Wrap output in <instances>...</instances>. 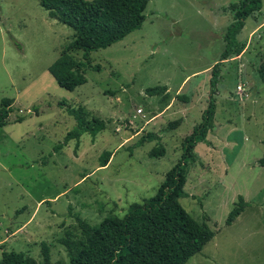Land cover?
I'll return each instance as SVG.
<instances>
[{
  "label": "rangeland",
  "instance_id": "374dc122",
  "mask_svg": "<svg viewBox=\"0 0 264 264\" xmlns=\"http://www.w3.org/2000/svg\"><path fill=\"white\" fill-rule=\"evenodd\" d=\"M237 1L149 0L141 27L91 52L90 64L100 70L86 68L87 81L69 91L48 66L73 30L51 19L39 0H0V99H13L8 123L0 126V256L23 251L41 264L45 241L51 264H68L57 239L80 235L76 217L96 228L154 195L207 106L211 67L233 19L223 8ZM237 39L244 48L221 64L213 128L208 142L195 146L184 185L188 196L179 198L196 220L206 215L214 236L185 264H264V166L257 162L264 151V82L257 74L264 64V0ZM71 53L81 58L80 50ZM158 85L167 86V99L145 93ZM59 100L84 105L105 128L94 140L86 132L77 147L70 139L55 150L75 125ZM18 115L25 118L13 121ZM178 118L180 125L167 130ZM148 132L160 135L163 156L148 155L157 140L136 146ZM104 150L113 153L100 167ZM238 195L247 205L227 225Z\"/></svg>",
  "mask_w": 264,
  "mask_h": 264
},
{
  "label": "trees",
  "instance_id": "16d2710c",
  "mask_svg": "<svg viewBox=\"0 0 264 264\" xmlns=\"http://www.w3.org/2000/svg\"><path fill=\"white\" fill-rule=\"evenodd\" d=\"M149 0H39L50 18L70 27L73 39L64 46L59 56L48 66V71L56 83L72 91L87 81L86 68L100 70V65L90 64L93 51L106 48L122 40L126 35L141 27L145 20V7ZM262 0H238L228 4L223 10H230L232 21L227 25L223 40L224 48L219 60L211 67L209 77V97L201 119L181 142V155L166 172L162 183L154 195L140 202L128 205L122 216L104 218L93 228L85 220L76 217L80 227V235L73 236L67 232L57 242L64 246L68 264H185L193 255L201 252L214 233L210 229L206 215L198 221L181 205L179 198L188 196L184 190L189 166L195 162V146L207 141V134L213 128L216 110L215 92L220 80L221 64L228 58H234L242 52L244 45L237 39L243 29L245 20L260 12ZM19 45V44H18ZM81 51V58H76L72 51ZM259 78L264 82V64L257 68ZM166 85L148 87V95H162L167 99L169 93ZM114 94L113 91H108ZM176 98L188 102L185 94L177 93ZM58 105L72 116L75 125L64 136L63 143L70 139L78 140L83 133H89L91 139L105 128L106 122L91 115L84 105H71L59 100ZM37 114V107H32ZM13 111V99H0V126L8 123ZM25 115H18L13 121H22ZM181 118L170 121L167 130L177 128ZM157 140L158 143L149 151V157H160L165 154V147L160 142V135L148 132L136 142V146L145 141ZM208 142V141H207ZM112 151L104 150L98 157L100 167L106 166ZM264 166V151L257 160ZM247 201L238 195L237 201L229 210L225 224L230 225L244 210ZM70 208V207H69ZM41 264H51L50 247L41 242ZM0 264H38L37 261L23 251L3 250ZM58 264H62L59 262Z\"/></svg>",
  "mask_w": 264,
  "mask_h": 264
},
{
  "label": "crops",
  "instance_id": "0c3cea01",
  "mask_svg": "<svg viewBox=\"0 0 264 264\" xmlns=\"http://www.w3.org/2000/svg\"><path fill=\"white\" fill-rule=\"evenodd\" d=\"M51 19H52V18H51ZM54 20H55V19H54ZM234 58H236V59H237V58H239V57H238V56H236V57H234Z\"/></svg>",
  "mask_w": 264,
  "mask_h": 264
}]
</instances>
